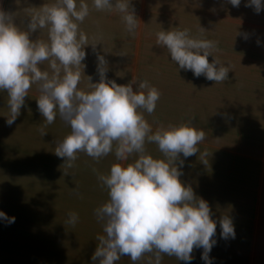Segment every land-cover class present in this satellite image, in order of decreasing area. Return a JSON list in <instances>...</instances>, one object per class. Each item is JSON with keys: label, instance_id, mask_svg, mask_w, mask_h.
I'll return each instance as SVG.
<instances>
[{"label": "crops", "instance_id": "obj_1", "mask_svg": "<svg viewBox=\"0 0 264 264\" xmlns=\"http://www.w3.org/2000/svg\"><path fill=\"white\" fill-rule=\"evenodd\" d=\"M55 2L56 0H0V9L12 13L15 23L24 29L27 21L41 11L44 4L51 5ZM85 2L90 6V14L80 24V30L87 34L89 44H97V50L108 60L109 79H115L118 84L124 85L132 78L129 73L130 77L127 82L125 81L121 73L123 69L128 70V66L125 67L122 57L113 55L130 52L134 54V59L135 54L149 60L153 58L151 67L148 62L143 63L139 70L138 68L135 70L138 74H133L137 81L147 80L150 86L161 93L155 111L152 114L146 111L143 113L149 124L152 122L153 133L159 127L179 126L189 121L193 122L192 126L205 131V139L197 145L199 152L196 155L186 159L180 155V159L184 160L183 175L180 179L193 188L198 198H203L209 203L212 219L217 221L216 235L213 237L216 244L209 254L213 264H264V227L259 224L258 230V224H251V219L242 220L252 218L250 211H255L256 208V205L255 208H251L249 193L245 192L243 186L247 184L246 179L258 174L260 177L257 182L259 184L257 217L260 216L261 210L264 218V78L255 74L264 72V69H258L257 66L246 62L247 56L258 55L261 51L257 40L264 36L260 31V28H264V9L254 15L257 22L250 21V29L254 33L258 32L256 35L224 36L227 41L244 42L242 44L245 48H239V45L234 47L232 43V51L225 52L223 49L213 51L214 56H217L218 51L220 56L224 55L226 58L233 56L244 58L232 66L224 64L229 67L228 79L215 83L208 81L204 76L196 78L191 71L179 69L171 60L166 47L156 43V34L162 28L175 30L173 27H165L171 24L168 19L153 18L154 14L160 11L161 3H164V9L167 10L166 17L168 10L177 8L174 16L177 21L176 28H188L191 35L196 38L207 40L214 38L215 34L210 36L209 32L210 28L215 29L213 24L207 23V29L198 32L199 29L193 28L192 23L188 25L182 23L184 0H131L134 8L140 10L139 13L136 12L139 24L135 36L126 30L122 14L117 13L108 18L113 21V32H101L105 17L98 14L103 10L94 9L93 0ZM241 5H245L242 0ZM234 9L235 7L232 8L230 18H225V22L221 23L224 32L226 26H230L232 22H236L237 26L245 24ZM91 18L94 19L90 20ZM255 24L261 26L256 27ZM252 37L255 41H250ZM32 39L47 40L48 29H38L32 34ZM105 40H108V43ZM114 49L115 51L110 53ZM86 51L88 56L83 61L86 67L84 70V65L80 66L82 77L78 89L89 92L92 90L91 83L99 82V76L96 73V56L90 45L86 47ZM162 53L167 55L168 60L165 62L170 65L163 66L156 60L160 59L156 55ZM113 59L117 60L120 66L115 65V71L112 68L113 64H116ZM49 63L43 62L40 65L41 70L51 72ZM88 76L92 77L91 81ZM135 86L133 85L134 90ZM39 89V83L31 86L28 97L25 98V105L21 108V114L11 126L6 123L7 117H10L9 97L5 90L0 89V211L6 213L9 218H16L10 224L7 220L0 219V264H94L92 256L99 245L97 237L104 235V230L102 234L95 232L97 222L100 230V220L95 212L101 205L98 202L99 206H96L100 198L82 188V193L78 195L68 192V185L62 182L63 179L42 176L41 172H38L41 171L40 162L23 161L22 157L15 161L9 156L10 152L15 153L8 148L10 132L16 135L21 144V150L17 149V154L20 153L22 156L25 152L26 120L40 122L43 128L56 127L55 124H47L37 108L36 100L41 95ZM31 112L34 118L30 117ZM148 148V153L153 158H160L163 155L155 143L148 142ZM84 179L81 177L82 182ZM72 183L75 182L67 184ZM223 186L226 188L225 192L222 190ZM55 189L57 192H53ZM42 197L54 199V203L48 201L54 206L53 213L60 214L58 217L52 213L46 221L40 222L41 219L34 216H41H37L35 211V214L29 212V206L39 208L38 201ZM14 201L17 204L20 202L19 205H15ZM85 201L89 203L84 205ZM16 206L20 209L17 207V210H14ZM82 210L84 214L77 215L75 224L67 223L70 212ZM14 212L17 215H14ZM223 216L232 219L235 238H221L219 220ZM238 217L241 219L240 222L237 220ZM260 233H263V237ZM86 247L87 249L91 247L89 251L92 252L86 250ZM202 252L203 249H194L191 262L179 261L175 256L165 254L160 264H206L201 259ZM95 264H99V260ZM115 264H155V261L153 254L145 253L135 262L128 256H122Z\"/></svg>", "mask_w": 264, "mask_h": 264}, {"label": "clouds", "instance_id": "obj_2", "mask_svg": "<svg viewBox=\"0 0 264 264\" xmlns=\"http://www.w3.org/2000/svg\"><path fill=\"white\" fill-rule=\"evenodd\" d=\"M229 2L237 8L241 4V0ZM245 6H254L257 13L264 9L262 0H249ZM92 7L121 13L126 30L135 36L139 21L131 0H93ZM89 14L90 6L85 0H56L51 5L44 4L22 29L12 13L0 9V89L7 92L10 109L6 123L11 126L16 121L31 86L39 83L37 108L46 123L52 124L59 114L70 125V134L55 151L58 157L66 158L69 166L78 152L96 160L107 156L114 142L118 161L139 154L134 163H115L109 174L98 177L109 190V200L95 210L98 219L105 221L106 235L97 237L94 264L97 260L99 264H115L122 256L135 262L145 253L153 254L155 264H160L165 254L191 262L194 249H203L201 259L213 264L209 254L216 244L213 237L217 221L212 219L209 203L198 198L193 188L180 179L184 166L180 155L185 159L196 155L205 131L189 121L159 127L153 133L143 113L155 111L161 93L147 80L133 77L121 85L108 78V60L80 30ZM44 28L48 29L47 40L32 39L33 33ZM156 36V43L166 47L179 69L215 83L228 79L229 67L213 55L218 42L193 37L190 29L179 27L162 30ZM89 45L96 56L99 82L91 83L92 90L85 92L78 89V84ZM209 57H213L211 62ZM45 61L50 62L51 72L41 70ZM88 77L91 81L92 77ZM146 141L157 144L164 158L147 154ZM68 215L67 223L75 224L77 214ZM0 219L9 224L15 220L3 211ZM219 225L222 239L235 238L229 216L221 217Z\"/></svg>", "mask_w": 264, "mask_h": 264}, {"label": "rangeland", "instance_id": "obj_3", "mask_svg": "<svg viewBox=\"0 0 264 264\" xmlns=\"http://www.w3.org/2000/svg\"><path fill=\"white\" fill-rule=\"evenodd\" d=\"M182 2V1H181ZM243 4H248L249 0H242ZM245 5H241L237 8L235 7L234 11L236 12V14L239 16V19H243V21L245 22V24H240V26H237L236 22H232L230 26H226V32L225 29L223 27H221V23L225 22V18H230L231 15V11L233 6L231 5V3L229 2V0H195L194 2H191V0H184V5L182 3L183 6V12H182V23L185 25H188V23H192L194 26H192L193 28L197 27L199 30L198 32L202 31L203 27L204 29H207V23L208 24H213L214 28L216 29H209V33L210 36L214 35V38L211 39V41H216L218 42L217 44V49L222 51H232V43L234 44V47H237V45H239V48H245V46L242 44L244 42H240V41H236V42H232V41H227L228 39L224 38L225 35H232V34H250V35H256L258 32L254 33L250 27V21L253 22H257V20L255 21V17L254 15H257L258 13L255 11L254 7H246ZM136 12L139 13L140 10L135 9ZM167 10L164 9V3L160 4V11L154 14V19L155 20H164L168 19L171 24L169 25H165L166 28H170L173 27L174 29H176V19H175V14L177 12V8H175V10H168V17ZM117 13L118 15L121 14L118 11H108V10H103L102 13H99L98 15H103L104 18V23L102 26V30L103 31H108L110 33L113 32V21L112 19H108L110 17H112L113 14ZM107 16V17H106ZM93 17V16H92ZM98 17V16H97ZM235 17V15H234ZM99 18V17H98ZM177 18V17H176ZM94 18H91L90 20H93ZM241 22V21H240ZM199 25V26H198ZM256 27L261 26L258 24H255ZM140 27V26H139ZM263 27V26H262ZM164 30V28H162L160 31ZM219 30V31H218ZM159 31V32H160ZM260 31L263 32L262 34H264V28H260ZM196 32V31H195ZM254 33V34H251ZM261 34V35H262ZM200 36V35H199ZM197 36V37H199ZM108 43V40H105ZM250 41H255L254 37H252L250 39ZM258 42V47L261 50L260 53H258V55L255 56H247V64L249 65H254L257 66L258 69H264V36L261 38V40H257ZM112 44V42H111ZM157 49V46L156 48ZM114 50H112L110 53H112ZM218 52V51H217ZM217 56H215L222 64H227V65H235L238 64L237 61L244 60V58L242 56H233L230 58H226V56H220V53H217ZM224 52V53H225ZM260 54V55H259ZM113 56H120V58L122 57L124 59V65L125 67L128 66V70H122L121 76H124L123 78L125 79V81H128V78L130 77L129 73H131V80L133 79V74H138V72L135 70H137L136 68L141 67V65H143V63L148 62L150 64L151 67V60L153 58L149 59H145L143 56H139V54H135V59H134V54L133 53H125V54H117V55H113ZM156 57H159L160 59L156 60L163 65L166 66L168 63H166L165 61L168 60L167 55H164V53L160 54V55H156ZM210 60L213 59V57H209ZM114 60V59H113ZM116 62V64L114 63L112 68L115 69V65L119 66L117 60H114ZM137 67H135V66ZM170 65V64H168ZM120 67V66H119ZM256 75L261 76L262 78H264V72H260V74L255 73ZM140 75V72H139ZM130 80V81H131ZM137 80V79H136ZM135 86V85H134ZM136 87V86H135ZM36 107V106H35ZM36 115V113H35ZM30 117L34 118L32 116V112ZM28 118V117H27ZM43 118V117H42ZM55 124L54 126H56L55 128H52V126H49V129L43 128L40 122H36L33 121L32 119L26 120L25 121V128H24V149L25 152H23L22 156L20 153L17 154V149L21 150V144L19 143V141L16 138V135H14V133L10 132V136H9V143H8V148L10 151H15L14 154H12V152H10L9 156L10 159H15V161H17L18 159H22L23 161H34V162H40V167H41V175L42 176H52L55 178H60L63 179L66 185H68V192H72L76 195L82 193V189H84L85 191H88L90 193H93L95 195H97L100 200H98L99 203H101L100 207L107 203L109 200V190L107 189V187L105 185L102 184V182L99 180V175L104 174L107 175L110 172V168L113 164L115 163H121L122 165H127L128 163H134L136 159H138L139 154L138 153H133L131 155H129L128 159L125 161H118L116 159L115 156V148H116V142H114L113 145V151L110 152L107 156L101 157L99 160H96L94 158H92L91 156L87 155V153L85 152H78L77 153V159L71 163V166H69V164L66 162V158L65 161L63 160V162H56L54 161V159L52 158V155L54 154V151H56L57 145L59 143V139L60 137L64 134H66V137L70 134L71 132V128L70 125L65 123V121L59 116V114L57 115L56 120L52 123ZM150 125L152 126V122L150 123ZM154 131V129H153ZM51 132V133H49ZM44 133H47L44 136ZM59 135V136H58ZM33 139V142H32ZM58 139V140H57ZM23 149V148H22ZM145 149H146V153H148V142L146 141L145 143ZM47 152H50L49 154H47ZM228 153V152H226ZM47 154V155H46ZM52 154V155H51ZM163 154V153H162ZM229 154V153H228ZM19 156V157H18ZM24 156V157H23ZM22 157V158H21ZM57 157V156H56ZM164 158V156L162 155L159 159ZM58 159V157H57ZM36 168L38 167V163L35 165ZM22 169V167H20ZM81 177L85 178L83 180V182L81 181ZM259 174L257 176H252L250 179H246L245 184L243 187L246 193H249V198H250V205L251 208H255L254 206L256 205L255 211H250V216L252 218H243L242 220L244 221H251V224H258L257 228L259 230V227L261 224V226L264 227L263 224V216L261 214V210L260 212V216L257 217V212L259 210V199H258V180H259ZM88 178V179H87ZM69 182H75L72 184H67ZM253 184V185H252ZM64 187V186H62ZM82 188V189H81ZM224 192L226 190L225 186H223L222 189ZM220 191V190H219ZM53 192H57L56 189ZM222 192V191H221ZM223 192V193H224ZM50 198H44L42 197L39 201H38V205L39 208L37 207H31L29 206V212L31 214H35L37 213V216H41V217H36L34 216V218H38L41 219L40 222L42 221H46L54 212V209H52L53 204L50 205V202L48 200H51L53 203L55 202L54 199ZM257 198V201H256ZM245 202V201H244ZM13 203H15V205L17 204L16 201H14ZM20 202H18L17 205H19ZM257 203V204H256ZM30 204V202H29ZM19 206H16L14 208V210H17ZM35 211V213H34ZM74 213H76L78 216L84 214V211H80V212H76L74 211ZM14 215H17L15 212L13 213ZM28 214V212H27ZM55 217H58L60 214L57 213H53ZM32 217V216H29ZM255 217V218H253ZM16 219V218H15ZM100 220V219H99ZM238 222H240V218H237ZM104 226H105V221L100 220L99 222V228L100 230H98V222L96 225V231L99 234H102V231L104 230ZM84 228V227H83ZM7 233H8V229H7ZM261 234V233H260ZM104 235H106V233H104ZM261 236L263 237V233L261 234ZM86 250L89 251V249H91V247H89L87 249V247L85 248ZM38 250V247H37ZM92 252V251H89ZM91 256H89L90 258ZM74 264H82V263H74Z\"/></svg>", "mask_w": 264, "mask_h": 264}, {"label": "trees", "instance_id": "obj_4", "mask_svg": "<svg viewBox=\"0 0 264 264\" xmlns=\"http://www.w3.org/2000/svg\"><path fill=\"white\" fill-rule=\"evenodd\" d=\"M46 129H49V128H46ZM49 133H51V132H49ZM59 136V135H58ZM64 138H66V134H65V132H64V134L60 137V139L58 140L59 142H61V141H63V139ZM32 142H33V139H32ZM50 152H47V154H49ZM46 154V155H47ZM52 155V154H51ZM57 155L55 154V151H54V154L52 155V158L54 159V161H56V162H58V161H60V162H63V160L65 161V158H61V157H58V159H57V157H56ZM84 203V205H86V204H88L89 202H83ZM96 203V202H95ZM96 206H99V203H98V201H97V205Z\"/></svg>", "mask_w": 264, "mask_h": 264}]
</instances>
